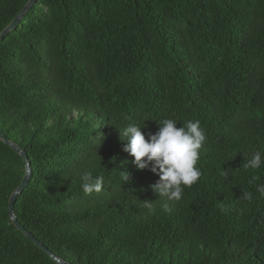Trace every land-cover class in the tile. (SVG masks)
Instances as JSON below:
<instances>
[{"label": "trees", "instance_id": "trees-1", "mask_svg": "<svg viewBox=\"0 0 264 264\" xmlns=\"http://www.w3.org/2000/svg\"><path fill=\"white\" fill-rule=\"evenodd\" d=\"M29 1L0 0V34ZM169 118L207 140L164 211L118 129ZM0 133L31 164L18 222L69 264H264V164L243 167L264 157V0H38L0 43ZM24 175L0 140V264H57L9 217Z\"/></svg>", "mask_w": 264, "mask_h": 264}, {"label": "clouds", "instance_id": "clouds-1", "mask_svg": "<svg viewBox=\"0 0 264 264\" xmlns=\"http://www.w3.org/2000/svg\"><path fill=\"white\" fill-rule=\"evenodd\" d=\"M177 125L175 119H164L158 124V130L154 134L147 133V139L142 131L144 126L136 123H129L118 129L121 142H126L123 150L134 158L132 163L136 169L148 170L159 177L150 187L158 198H163L164 211H170L169 202H179L183 198L185 188L192 187L202 176L197 165L200 150L207 140L206 132L199 120H189L186 126ZM98 141L100 144L101 140ZM262 164L264 157L257 151L243 163V167L255 170ZM123 175L127 180V175ZM79 177L85 195L102 191V177L94 178L93 173L87 169L80 171ZM256 191L264 196V184L258 185ZM243 197L250 200L251 193L245 192ZM145 207L151 212L156 210L152 201H145Z\"/></svg>", "mask_w": 264, "mask_h": 264}, {"label": "water", "instance_id": "water-1", "mask_svg": "<svg viewBox=\"0 0 264 264\" xmlns=\"http://www.w3.org/2000/svg\"><path fill=\"white\" fill-rule=\"evenodd\" d=\"M38 2V0H30L27 5L22 9V11L17 15V17L6 27L0 34V43L14 30L16 27L21 23L23 18L29 13V11L35 6V4ZM0 140H2L6 145L11 147L18 155L21 156L25 163V175L21 182V185L13 192L11 195L10 201H9V217L11 219L12 224L16 227L18 231L23 233L27 239L32 241L36 247L43 250L54 262L57 264H69L56 255H54L52 252L48 250L43 244H41L31 233L27 232L23 226L18 222L16 216H15V204L17 201V198L19 195L23 193V191L28 187L31 176H32V170H31V164L28 159L27 154L14 142L8 140L3 134L0 133Z\"/></svg>", "mask_w": 264, "mask_h": 264}, {"label": "bare ground", "instance_id": "bare-ground-1", "mask_svg": "<svg viewBox=\"0 0 264 264\" xmlns=\"http://www.w3.org/2000/svg\"><path fill=\"white\" fill-rule=\"evenodd\" d=\"M15 227V226H14Z\"/></svg>", "mask_w": 264, "mask_h": 264}]
</instances>
